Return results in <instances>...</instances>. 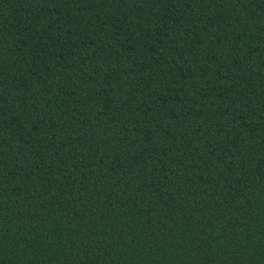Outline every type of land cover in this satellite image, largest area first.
Wrapping results in <instances>:
<instances>
[{"label":"trees","instance_id":"obj_1","mask_svg":"<svg viewBox=\"0 0 264 264\" xmlns=\"http://www.w3.org/2000/svg\"><path fill=\"white\" fill-rule=\"evenodd\" d=\"M0 264H264V0H0Z\"/></svg>","mask_w":264,"mask_h":264}]
</instances>
